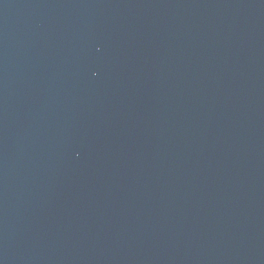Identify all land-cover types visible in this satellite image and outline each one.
<instances>
[{"label": "water", "instance_id": "obj_1", "mask_svg": "<svg viewBox=\"0 0 264 264\" xmlns=\"http://www.w3.org/2000/svg\"><path fill=\"white\" fill-rule=\"evenodd\" d=\"M0 264H264V0H0Z\"/></svg>", "mask_w": 264, "mask_h": 264}]
</instances>
